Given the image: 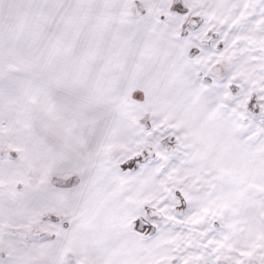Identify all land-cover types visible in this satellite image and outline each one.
Instances as JSON below:
<instances>
[{
	"label": "snow or ice",
	"instance_id": "6c2138e0",
	"mask_svg": "<svg viewBox=\"0 0 264 264\" xmlns=\"http://www.w3.org/2000/svg\"><path fill=\"white\" fill-rule=\"evenodd\" d=\"M0 264H264V0H0Z\"/></svg>",
	"mask_w": 264,
	"mask_h": 264
}]
</instances>
